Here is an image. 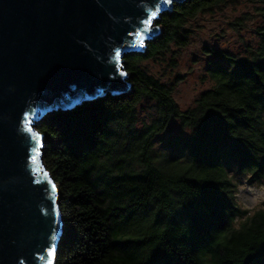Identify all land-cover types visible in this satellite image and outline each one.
I'll return each mask as SVG.
<instances>
[{"label": "trees", "instance_id": "16d2710c", "mask_svg": "<svg viewBox=\"0 0 264 264\" xmlns=\"http://www.w3.org/2000/svg\"><path fill=\"white\" fill-rule=\"evenodd\" d=\"M223 0H181L161 11L159 35L123 58L129 90L85 100L36 122L57 186L62 234L54 264H264V208H242L232 174L264 180V25L244 55L210 51V86L181 109L172 88L139 65L185 22ZM147 97L156 117L139 128ZM188 130L158 155L173 121Z\"/></svg>", "mask_w": 264, "mask_h": 264}, {"label": "water", "instance_id": "95a60500", "mask_svg": "<svg viewBox=\"0 0 264 264\" xmlns=\"http://www.w3.org/2000/svg\"><path fill=\"white\" fill-rule=\"evenodd\" d=\"M179 1L0 0V264H54L60 244L57 186L36 122L128 91L124 56L156 32L154 17L145 24L156 6Z\"/></svg>", "mask_w": 264, "mask_h": 264}, {"label": "rangeland", "instance_id": "374dc122", "mask_svg": "<svg viewBox=\"0 0 264 264\" xmlns=\"http://www.w3.org/2000/svg\"><path fill=\"white\" fill-rule=\"evenodd\" d=\"M164 8V7H163ZM169 10L166 7L164 10ZM153 18L150 27L156 32L146 37L139 51H143L146 43L159 35L161 28ZM264 25V0H223L210 8L200 11L188 19L181 31L187 43L178 46L170 43L167 48L153 58L144 59L140 66L161 83L172 88V95L181 109L191 107L198 95L210 86L206 75V64L210 51H227L235 55H244L249 46L258 40L257 28ZM126 78H128L126 73ZM136 125L149 123L156 117L154 101L144 97L135 107ZM188 130L175 120L154 139V150L158 155L169 153L166 144L178 134ZM236 183V201L250 212L264 208V180L248 184L246 177L232 174ZM247 196H256L254 203L246 201Z\"/></svg>", "mask_w": 264, "mask_h": 264}, {"label": "snow or ice", "instance_id": "6c2138e0", "mask_svg": "<svg viewBox=\"0 0 264 264\" xmlns=\"http://www.w3.org/2000/svg\"><path fill=\"white\" fill-rule=\"evenodd\" d=\"M164 2H165V3H169L170 0H164ZM158 11H159V6H156V11L151 12V13H150V18H149L148 20H145V24H146V25H147V24H150V22H151V18H152V17H155V16H156V13H157ZM116 56H117V57L120 56V52H119V51L116 52ZM29 131H31V128L29 129ZM33 151H34V152H37L38 149L34 148ZM52 191H53V193H55V191H56V187H55L54 184L52 185ZM54 202H55V201H54ZM52 240H53V241L56 240V235H55L54 232H53V234H52ZM51 254H52V253H51V249H50V250H49V255L51 256ZM49 264H51L50 261H49Z\"/></svg>", "mask_w": 264, "mask_h": 264}, {"label": "bare ground", "instance_id": "6f19581e", "mask_svg": "<svg viewBox=\"0 0 264 264\" xmlns=\"http://www.w3.org/2000/svg\"><path fill=\"white\" fill-rule=\"evenodd\" d=\"M255 199H256V196H254V197L253 196L252 197L251 196L250 197L247 196L246 197V201H248V203H254L255 202Z\"/></svg>", "mask_w": 264, "mask_h": 264}]
</instances>
